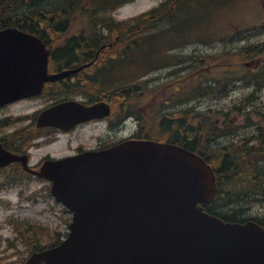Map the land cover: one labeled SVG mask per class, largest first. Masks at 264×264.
<instances>
[{
    "label": "water",
    "instance_id": "1",
    "mask_svg": "<svg viewBox=\"0 0 264 264\" xmlns=\"http://www.w3.org/2000/svg\"><path fill=\"white\" fill-rule=\"evenodd\" d=\"M47 54L30 34L0 31V102L17 92L15 63L44 56L33 64L45 71ZM50 169L53 193L75 211L72 232L27 264H264L260 226L224 223L197 205L213 199L215 175L181 147L134 140Z\"/></svg>",
    "mask_w": 264,
    "mask_h": 264
},
{
    "label": "rangeland",
    "instance_id": "2",
    "mask_svg": "<svg viewBox=\"0 0 264 264\" xmlns=\"http://www.w3.org/2000/svg\"><path fill=\"white\" fill-rule=\"evenodd\" d=\"M46 1L48 3L53 0ZM101 1L104 2V0H88V5L91 9L94 3ZM107 1L115 3L108 6L106 4L107 8L100 11V13L103 14L101 18L102 21L108 19H116L117 21L123 20L129 16H134L143 11H147L152 7L159 6L161 0H134L131 2H125L120 6L117 4L116 0ZM115 5H118L117 13L111 11ZM198 9V6L193 3L188 6L186 5L184 7L186 14L182 15V19L179 23H175V26L179 29L186 27L192 28L189 32L180 31L176 36H173L170 32H166L162 39L161 36L158 37L159 42L160 40L161 43L164 42L161 46L162 49H164V46H166L170 40L171 42L166 48H168V46L172 47L176 45L174 48L175 52H172L176 54L172 57L170 62L176 61L178 56L193 55L195 57L197 55H203L210 57L213 55L211 60L212 66L208 71H205V80L215 78L222 82H226L237 75L246 80L248 79L247 81L250 82V84H245L243 80H240V83L233 88L234 90L227 93H218L220 97L216 101L215 99H212L211 96H208L206 98L184 102L187 95V92H184L181 94L180 105L185 109L192 107L199 111H204L212 104H216L221 111L227 112L231 110L229 109L231 106L242 104L245 105L246 108L244 111L250 113L253 121L259 119V117L256 116L257 113L261 116V120L264 121V87H258L255 84V81H258V84L261 83L264 86V79L259 81L252 76L257 73L256 71H260L261 68L264 67V0H226L222 7H212V9L208 10L213 12V16H209V21L205 20L202 23L200 19L203 18L204 13H201ZM84 19L89 20L87 16H85ZM193 24L195 25L193 26ZM103 28L104 24L98 23L96 32L102 34L105 33ZM223 33L226 35V38L222 36ZM168 37H172V39H168ZM193 39H196L195 41L200 39H206L208 41L204 43H194L195 41L191 42ZM236 40H239V42L237 43ZM64 41L65 40L63 39L59 42L56 41V43L61 44ZM186 41H189L190 43H185V45L178 44ZM255 45H258V47H253ZM241 48H245L246 51H239ZM251 48L252 50L249 51L248 49ZM110 54H112V52H110ZM246 54L248 56H246ZM163 55L169 56L168 52L157 50L154 57L157 58ZM245 57H248L245 62L246 65L239 68V61H242ZM112 61L113 59L111 58L104 61L102 60V64H108ZM220 63H223V65L218 67L217 65ZM206 64L207 61L205 60L204 65H200V67L204 68V66L206 67ZM143 66L144 65H134L133 69L142 68ZM168 67L175 68L177 65L171 63ZM197 68V64L195 63V70ZM124 70L126 75L131 74L127 67H125ZM169 71L170 70L158 68L150 75H146L145 78L154 79L157 82H160L167 78ZM122 73H124V71H122ZM104 76H106V72L101 71V80L107 85L111 84L114 86L117 82L113 77L103 79ZM183 77L186 80L182 81L181 84H185L189 81L188 73H185ZM227 84L231 87L233 85L231 81ZM142 91L144 93L148 92L145 87H143ZM88 94H90L89 90ZM231 111L233 112L232 117L235 116V106H233ZM239 118L241 121L242 117L240 116ZM89 133L90 131L78 132L71 137L72 144L76 145L81 141H86V136ZM223 141L224 140L221 142ZM258 157L264 158V154H253L250 159L255 160ZM246 176L242 178V181ZM43 186V183L35 182L34 189L12 187L0 191V194H2V197L0 198V245L4 247V249L8 245V238L13 239L16 235V230L13 226L6 222L9 218L42 223L46 225V227L52 229V231H67V219L70 218L69 213H67L63 206L52 196L45 195L47 190L39 189L43 188ZM35 192H37V194L32 195ZM29 195H31V197ZM249 205L250 208L246 212L249 211L250 214L259 216L264 215V199L253 201L252 203H249ZM7 253H13V250H9ZM23 255L26 256V252H17L12 259H7L6 262L10 263L15 261V259L21 258Z\"/></svg>",
    "mask_w": 264,
    "mask_h": 264
},
{
    "label": "flooded vegetation",
    "instance_id": "3",
    "mask_svg": "<svg viewBox=\"0 0 264 264\" xmlns=\"http://www.w3.org/2000/svg\"><path fill=\"white\" fill-rule=\"evenodd\" d=\"M59 56L62 54L57 55V58ZM93 56L77 55L75 60L66 63L54 61L52 58L49 64H55V69L49 70L51 74L80 66L82 68L46 82L44 86L46 90L39 97L0 107V141L13 152L28 155L30 170H25L28 175L36 177L42 165L50 158L98 150L117 142L120 135L116 133L117 120L121 122L124 117L117 115V107L113 101L115 96L107 95L104 88L96 86L95 80L96 83L98 81L104 85L105 83L101 80L100 63L95 60L96 55L94 60H91ZM79 58L83 61L77 60ZM60 87H66L69 92L60 90ZM105 98L111 108L108 115L92 116L93 118L89 117L75 124L73 120L75 117L86 115L82 108L91 107ZM64 102H68V105L55 109ZM25 105H32L31 111H26ZM49 109H55L53 114L64 116L62 127L47 125L40 121L41 114ZM82 131H91V135L86 136V141L73 145L71 137ZM54 144L57 145V150L55 154H51ZM13 164L23 166L21 162H13L5 168H0V176L10 171V177L13 178Z\"/></svg>",
    "mask_w": 264,
    "mask_h": 264
},
{
    "label": "bare ground",
    "instance_id": "4",
    "mask_svg": "<svg viewBox=\"0 0 264 264\" xmlns=\"http://www.w3.org/2000/svg\"><path fill=\"white\" fill-rule=\"evenodd\" d=\"M55 1L57 2L55 5ZM79 0H53L52 2H48L46 0H30L31 5L34 6L37 13L41 16H45L47 14V18L43 21L44 27L49 30L51 33L55 35L65 34L69 27L70 21H65V19H69L72 13L73 8L77 5L76 2ZM189 0H169L166 2L161 10L155 15V17L148 22L143 23L142 25L134 28V27H124L120 28L114 23L101 21L102 24L108 26V31L110 33L109 43L116 44L117 53L121 60H126L128 54L139 52L138 45L144 40H151L154 38H158L163 36L169 29L175 26V23H179L182 19V15L186 14L184 11V7L188 6ZM40 3V4H39ZM30 4V3H29ZM14 5L17 8L16 13L21 12L26 6L27 2L25 0H15ZM29 6V5H28ZM81 37L76 41L69 43V49L66 52L62 53V56H59L57 59L63 63H66L71 60H75L77 58V51L79 49L88 50V52H84V54L90 55L98 46L102 45L103 40L99 39L98 36L93 37L95 34L94 29L87 28L84 31H81ZM70 37H75V33L71 32ZM109 50L104 51L101 50L95 59L99 60H108ZM84 58V57H83ZM94 60V56L92 57ZM89 59V60H90ZM79 61H83L82 59H77ZM76 60V61H77ZM95 84L97 87H102L108 93H112V90L106 89L105 85L101 82H97L95 80ZM65 92H69V89L61 88ZM201 89V94L198 96V92L196 95L200 98H206L211 96V98L215 97L219 93V89L214 90H206ZM123 92L128 93V89H124ZM200 93V92H199ZM231 135H237L231 129L226 128L222 132H211L208 134L210 140L213 141V148H219L220 142ZM226 148H221V151H226ZM225 154L224 156H226ZM239 167V166H236ZM225 175L231 172L229 166H226L223 169ZM236 169H234V172ZM232 173V172H231ZM234 203L237 205H243L245 203H250L251 201L247 196L243 193L236 195L232 198ZM231 202V201H230ZM231 215V213H229ZM2 262V259L0 260Z\"/></svg>",
    "mask_w": 264,
    "mask_h": 264
},
{
    "label": "trees",
    "instance_id": "5",
    "mask_svg": "<svg viewBox=\"0 0 264 264\" xmlns=\"http://www.w3.org/2000/svg\"><path fill=\"white\" fill-rule=\"evenodd\" d=\"M14 1L15 0H0V11H1L0 23L2 25H8V24L18 25V26L24 27L27 30L32 31V32L39 30V27L34 26L33 22L45 21L47 18V14L45 16H41L40 14H38L37 10H35L34 6L31 5L30 0H25V2H27V6L21 12L16 13L17 8L14 5ZM83 1L84 0H79L78 2H76V4L81 5V4H83ZM56 3L57 2L55 1L54 5ZM65 21H70V19H65ZM141 22H142L141 20H138L136 22V24L131 25V27L136 28V27L142 25ZM40 32L41 31H39V33ZM115 49H116V47H115ZM146 55L148 56V54H146ZM201 73H202L201 70L198 69L197 70V77H196L197 81L200 79ZM200 87H201V83L199 82L196 85V90L198 92V96L202 93L200 90L201 89ZM205 91H206V88H204L203 92H205ZM198 131H200V129H198ZM195 144H196V146L194 148L196 150H202L203 151V148L201 147L203 145L200 142H198V143L196 142ZM202 154L205 155L204 153H202ZM207 159L211 161V158H207ZM227 165H228L227 160L223 158V161L221 162V158H220L218 161V164L215 166L216 169H218L217 171L219 173L218 195H217L215 202L212 205H209L208 208L209 209L214 208V207L221 208L223 206L224 209L229 211L228 213H231V215H235V213L238 211L237 208L242 206V205L235 204L234 200L232 198L236 195L241 194L244 186L241 185L240 178H234L229 183L230 189L225 190V182H224L223 176H227L226 178H230L231 176L236 177L238 175L237 173H234V167H232V166L230 167L232 173L229 171V174L225 175V172L223 169H225ZM257 175L258 176H256L255 178L259 177L260 174L257 173ZM259 189H261V188H259ZM259 189H251V192H258ZM225 191H227L226 195H225ZM227 197H230L229 202L225 200ZM219 215H221L225 218H228L222 214H219ZM28 230H29V227L27 226L26 231H28ZM30 246H31L30 249H32L33 247L38 248L39 247L38 241L33 242ZM0 264H3V263L0 261ZM11 264H22V263L15 262V263H11Z\"/></svg>",
    "mask_w": 264,
    "mask_h": 264
}]
</instances>
